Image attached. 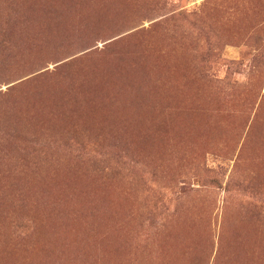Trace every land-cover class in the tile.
Returning <instances> with one entry per match:
<instances>
[{"label": "rangeland", "instance_id": "obj_1", "mask_svg": "<svg viewBox=\"0 0 264 264\" xmlns=\"http://www.w3.org/2000/svg\"><path fill=\"white\" fill-rule=\"evenodd\" d=\"M0 264H264V0H0Z\"/></svg>", "mask_w": 264, "mask_h": 264}, {"label": "bare ground", "instance_id": "obj_2", "mask_svg": "<svg viewBox=\"0 0 264 264\" xmlns=\"http://www.w3.org/2000/svg\"><path fill=\"white\" fill-rule=\"evenodd\" d=\"M66 3V2H65ZM57 5V4H56ZM72 5V4H71ZM88 7V6H87ZM108 10V9H107ZM76 11V10H75ZM94 13V12H93ZM73 15V14H72ZM103 16V15H102ZM97 19V18H96ZM62 21V20H61ZM59 23V22H58ZM60 23H62V22H60ZM50 25V24H49ZM63 25V24H62ZM54 27V26H53ZM50 30V29H49ZM48 35V34H47ZM49 46V45H48ZM92 47V46H91ZM89 62V61H88ZM124 68V67H123ZM147 70V69H146ZM123 71V70H122ZM135 73V72H134ZM136 75H137V73H136ZM107 76V75H106ZM112 76V75H111ZM117 76V75H116ZM126 76V75H125ZM121 77V76H120ZM133 77V76H132ZM136 77V76H135ZM114 78V77H113ZM137 78V77H136ZM126 79V78H125ZM131 81H132V79H130ZM124 81V80H123ZM139 81H141V80H139ZM121 83V82H120ZM119 83V84H120ZM113 85V84H112ZM130 85H132V84H130ZM124 86V85H123ZM134 86V85H133ZM44 88V87H43ZM119 88H120V86H119ZM131 88V87H130ZM98 89V88H97ZM26 90H27V88H26ZM101 90V89H100ZM49 91V90H48ZM137 91V90H136ZM43 92V91H42ZM95 92V91H94ZM25 93V92H24ZM38 93V92H37ZM122 93V92H121ZM29 94V93H28ZM110 94V93H109ZM108 94V95H109ZM36 97V96H35ZM47 98V97H46ZM98 98V97H97ZM120 99V98H119ZM32 100V99H31ZM39 100H41L40 98H39ZM53 100V99H52ZM29 101V100H28ZM34 101H35V99H34ZM38 101V100H37ZM100 101V100H99ZM102 101V100H101ZM105 101V100H104ZM107 101V100H106ZM129 101V100H128ZM30 102V101H29ZM110 102H111V100H110ZM38 103V102H37ZM109 103V102H108ZM35 104V103H34ZM44 104V103H43ZM48 104V103H47ZM80 104V103H79ZM29 105H31V104H29ZM35 106H37L36 104H35ZM47 106V105H46ZM44 109V108H43ZM47 109V108H46ZM137 110V109H136ZM139 110V109H138ZM129 111H131V110H129ZM103 112V111H102ZM105 115V114H104ZM141 119V118H140ZM124 122V121H123ZM49 232V231H48ZM47 232V233H48ZM55 232V231H54ZM49 234V233H48ZM53 234V233H52ZM47 235V234H46ZM50 235V234H49ZM54 235V234H53ZM49 238V237H48ZM59 238V237H58ZM53 239V238H52ZM54 239H56V238H54ZM53 239V240H54ZM43 241H45V240H43ZM59 241V240H58ZM47 242V241H46ZM57 242V241H56ZM49 243V242H48ZM59 243V242H58ZM58 243H57V245H58ZM40 244V243H39ZM51 244V243H50ZM49 244V245H50ZM41 246H43V243H42V245ZM40 247V246H39ZM44 247V246H43ZM42 247V248H43ZM53 247H55V246H53ZM57 248V247H56ZM53 251H54V249H52ZM52 250H50L51 252H52ZM40 253H41V251H40ZM46 253V252H45ZM48 254V253H47ZM53 254H54V252H53ZM43 256V255H42ZM8 257V256H7ZM10 260V259H9ZM8 261V260H7Z\"/></svg>", "mask_w": 264, "mask_h": 264}]
</instances>
